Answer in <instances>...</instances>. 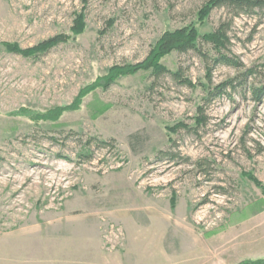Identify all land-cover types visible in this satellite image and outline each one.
Here are the masks:
<instances>
[{"label": "rangeland", "instance_id": "rangeland-1", "mask_svg": "<svg viewBox=\"0 0 264 264\" xmlns=\"http://www.w3.org/2000/svg\"><path fill=\"white\" fill-rule=\"evenodd\" d=\"M206 1L0 0V264H81L97 228L113 264L264 258V7L202 16ZM221 22L240 67L215 63L200 41L206 56L159 59L195 88L149 70L105 86L112 66L144 59L165 30ZM57 34L67 39L14 51ZM208 72L210 87L234 78L211 102ZM200 105L197 132L170 129L192 124ZM88 140L90 161L78 157ZM109 225L122 240L109 242Z\"/></svg>", "mask_w": 264, "mask_h": 264}, {"label": "trees", "instance_id": "trees-1", "mask_svg": "<svg viewBox=\"0 0 264 264\" xmlns=\"http://www.w3.org/2000/svg\"><path fill=\"white\" fill-rule=\"evenodd\" d=\"M225 7L230 10L233 15L237 16L240 13H248L254 8H262L264 7V0H207L205 4L200 8V12L202 16L207 15L210 10L213 8ZM83 17L82 15H78L75 18L74 26L72 27V31L74 34L80 33L83 29ZM228 23L221 22L217 25L216 28L212 29L206 33H198L193 24L185 25L183 27L177 28L175 30H165L156 40L155 44L151 46L148 54L141 61L134 64H124V65H115L109 69V74L105 77V86H108L111 81L117 78L120 75L135 73L139 70H149L150 74L156 79L164 74H169L173 79L177 80L181 84H184L188 87L195 88L196 84H194L191 79L188 77H184L180 70L170 71L163 64L160 63L159 59L172 52L176 51L179 53H186L190 50H194L200 53L203 56H206L205 53H201L199 50V42H205L212 46L214 49V62L215 63H224L227 65H232L234 67H240L242 64L229 55L227 52V45L230 43V37L228 35ZM67 39L65 34H57L51 36L34 47L25 48V49H14V51L22 53L23 55H34L36 52L50 48L53 45H56L60 42H63ZM226 49V50H224ZM210 72V68L208 69ZM208 72V86H203L202 90L204 92V100L211 102L212 100L220 97L228 87L233 86V79L225 80L213 87H210L211 79ZM205 87V88H204ZM264 91V87L258 89L256 92L257 98ZM258 93V94H257ZM197 114L193 117V123L187 124L182 121H178L173 127L170 129L173 132H177L179 129H183L188 132H197V130L206 124V115H204L203 107L200 105L197 107ZM98 147L103 148L106 146H111L113 143L107 140L101 139H93ZM86 147L80 149L78 151V157L85 159L86 161H90L93 153L90 149L89 144H91L90 140L86 141ZM61 156V155H58ZM65 158H68L65 156ZM237 264H264V258L258 259H246Z\"/></svg>", "mask_w": 264, "mask_h": 264}, {"label": "crops", "instance_id": "crops-1", "mask_svg": "<svg viewBox=\"0 0 264 264\" xmlns=\"http://www.w3.org/2000/svg\"><path fill=\"white\" fill-rule=\"evenodd\" d=\"M96 226H98V224ZM97 231L98 232H96L95 235L93 236L94 237L93 238L94 242H92L93 247L87 248L86 246L84 247L82 246V250L86 251L88 249L89 250L88 253H90V255L88 257L82 256L81 264H113V261L109 257L110 255L105 253L103 250L101 236L98 228ZM80 239H81V244L87 241V237L82 234L80 235Z\"/></svg>", "mask_w": 264, "mask_h": 264}, {"label": "built area", "instance_id": "built-area-1", "mask_svg": "<svg viewBox=\"0 0 264 264\" xmlns=\"http://www.w3.org/2000/svg\"><path fill=\"white\" fill-rule=\"evenodd\" d=\"M107 231L110 239L107 236L106 238L109 240V242L116 243L122 240V232L117 226L109 225Z\"/></svg>", "mask_w": 264, "mask_h": 264}]
</instances>
